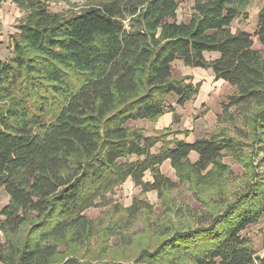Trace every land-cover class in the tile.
<instances>
[{
	"label": "trees",
	"instance_id": "obj_1",
	"mask_svg": "<svg viewBox=\"0 0 264 264\" xmlns=\"http://www.w3.org/2000/svg\"><path fill=\"white\" fill-rule=\"evenodd\" d=\"M51 1L12 0L25 16L12 56L0 62V188L10 196L0 264H264L244 234L264 217V157L254 160L264 148V0L261 49L249 32L232 30L251 0H194L188 22L177 20L178 0H87L70 14L51 12ZM177 59L237 90L212 135L194 142L170 128L147 135L130 125L155 122L199 94L201 82L175 75ZM226 157L245 170L242 184H231ZM165 161L178 181L162 172ZM129 178L161 197L186 183L206 220L167 223L158 248L134 262L61 258L63 246L95 234L84 212L106 205Z\"/></svg>",
	"mask_w": 264,
	"mask_h": 264
},
{
	"label": "rangeland",
	"instance_id": "obj_2",
	"mask_svg": "<svg viewBox=\"0 0 264 264\" xmlns=\"http://www.w3.org/2000/svg\"><path fill=\"white\" fill-rule=\"evenodd\" d=\"M178 2V22L190 21L194 0H178ZM90 3L87 0H53L49 3V10L56 14H70L83 10ZM261 6V0H251L250 4L243 8L241 15L232 23L234 32L246 31L253 36L254 48L256 49L262 48L256 36L258 14ZM24 16L25 11H21L12 0H0V18L4 20V22H0L2 26L0 27V36L3 37L0 46L3 44L8 46L5 48L6 52L12 45L13 29L17 28L20 18ZM212 56L208 55V58H212ZM173 71L179 77L191 76L194 83L200 80L202 86L194 100L186 103L184 107H175L173 121L167 128H170L172 132H180L177 136L181 139L186 138L188 142H193L202 137H210L217 127V117L222 112L223 102H228L229 96L236 94V88L226 82L220 80V82H216L214 80L213 86L207 95L204 91L205 86L209 88V80H213L210 70L189 67L183 60L177 59L173 64ZM198 72H203L204 76H199ZM168 101L170 104L175 105L176 98L169 97ZM231 111L234 112V108ZM157 121L140 120L130 123V125L144 128L147 135H155L157 132L166 129H161L157 125ZM188 124L190 129L185 127ZM237 125L240 128L244 127L242 117H237ZM220 127L234 128L229 123H222ZM158 146L153 148L152 151H157ZM262 157H264V148L261 149L258 146L255 150V164H259ZM225 161L230 165L232 171L234 181L232 180L231 184H242L245 175L242 165L231 157H226ZM161 170L172 180L178 181L175 170L171 167L169 161L162 164ZM144 179L151 181L153 179L151 173H146ZM233 190L231 188V191ZM166 192V196L162 197L155 190L144 192L141 187L134 184L132 179L130 181L127 179L124 184L108 194L104 201L107 202L106 205L92 207L84 212L94 220L96 232L81 246L73 244L63 246L61 248V258L75 257L82 261L89 260L91 262L110 260L134 262L142 250L150 249L153 251L158 248L159 244L166 238L163 233L168 230L167 223L179 225V223L189 221V224H194L199 217L203 216L201 215L203 209L200 203L194 198L193 192L186 183L177 184L176 188ZM9 199L10 196L5 189L0 188V220L2 219L1 210L9 202ZM133 206L137 208L129 213L127 209ZM139 206H142V208ZM182 210L185 212L181 213ZM202 219L206 220L204 216ZM113 222H117V227L114 234L110 236L108 227ZM27 232L28 228L23 231L22 236H25ZM244 234L252 239V247L256 251L257 257L263 258L264 220L248 227ZM5 242L6 236L0 231V247ZM255 264H260V261H256Z\"/></svg>",
	"mask_w": 264,
	"mask_h": 264
},
{
	"label": "crops",
	"instance_id": "obj_3",
	"mask_svg": "<svg viewBox=\"0 0 264 264\" xmlns=\"http://www.w3.org/2000/svg\"><path fill=\"white\" fill-rule=\"evenodd\" d=\"M14 3V2H13ZM17 6V5H16ZM19 8V7H18ZM22 18H24V17H22ZM22 18H20V20L22 19ZM3 19H5L6 20V18L5 17H3ZM20 20H19V22H20ZM0 22H4V20H2V18H0ZM18 22V23H19ZM0 27H2L1 25H0ZM14 30V32L12 33V35L14 34V33H16L18 30H17V28H15V29H13ZM3 42V37L2 36H0V43H2ZM6 47H8V46H6L5 44H3V45H1L0 46V62H2V61H5V60H7V59H9L11 56H12V53H13V47H12V45L10 46V48H8V50H7V52L5 51V48ZM211 71V70H210ZM198 75L199 76H204V74H203V72H198ZM210 75H211V77H213V80H209V88H206V86H205V89H204V91H205V93L208 95V93H209V91L211 90V87L213 86V81L215 80L216 82H220V81H222V82H225L224 80H221L220 79V81L219 80H216V78H215V75H214V73H213V71H211L210 72ZM197 82H200V80H198ZM196 82V83H197ZM227 83V82H226ZM206 85V84H205ZM203 88V87H202ZM199 108V107H198ZM173 113L174 112H170V113H165L161 118H159V120L156 122L157 123V125H159L160 127H161V129L162 128H167V127H169V125L172 123V121H173ZM140 123V122H139ZM187 129H190L189 128V124L187 125V126H185ZM184 139H186V138H184ZM194 142V141H193ZM148 173V172H147ZM131 179L129 178V181H130ZM264 220V217H263V219H261L260 221H263Z\"/></svg>",
	"mask_w": 264,
	"mask_h": 264
},
{
	"label": "water",
	"instance_id": "obj_4",
	"mask_svg": "<svg viewBox=\"0 0 264 264\" xmlns=\"http://www.w3.org/2000/svg\"><path fill=\"white\" fill-rule=\"evenodd\" d=\"M218 56V54H213V57L215 58V57H217ZM207 57H208V55H207Z\"/></svg>",
	"mask_w": 264,
	"mask_h": 264
}]
</instances>
